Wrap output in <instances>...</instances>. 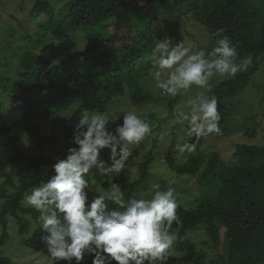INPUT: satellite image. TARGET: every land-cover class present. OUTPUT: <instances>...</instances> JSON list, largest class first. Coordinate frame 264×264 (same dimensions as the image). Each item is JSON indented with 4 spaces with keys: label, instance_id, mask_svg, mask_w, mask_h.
<instances>
[{
    "label": "trees",
    "instance_id": "16d2710c",
    "mask_svg": "<svg viewBox=\"0 0 264 264\" xmlns=\"http://www.w3.org/2000/svg\"><path fill=\"white\" fill-rule=\"evenodd\" d=\"M185 1L191 2L186 12L193 10V17L214 38L217 29H224L223 34L238 46L240 58L252 56L246 71L212 89L221 114L218 135L223 136L229 133L226 102L246 90L264 65V5H252L248 0H69L63 8L56 9L49 0H36L32 16L42 17L38 23L40 32L37 36L27 32L30 47L21 58L23 71L14 80L0 76V87L8 90L11 86V98L18 103L17 111L9 118L0 105V198L4 199L0 210L4 225L0 245L8 236V217L13 216L24 235V243L48 255L40 239V224L32 231L25 217L32 214L39 222V214L22 207L21 201L41 180L50 178L56 156L30 150L26 138L31 137L41 148L48 138L57 144L51 119L72 138L73 125L80 114L77 105L89 111L107 110L111 115L118 97H128L135 106L157 99L143 84L139 63L145 48L136 39L160 25L163 9L178 7ZM142 23L147 26L135 32V28L141 29L136 24ZM99 25L95 33L87 34L83 30ZM102 30H108L107 34ZM79 32L86 36L81 43L76 40ZM178 99L179 96L173 97L167 103L168 117L176 115ZM140 115L150 123L159 119L154 112ZM47 127L51 131L44 132ZM245 130L253 137L257 124ZM203 141L204 137L191 138L197 145L196 152L185 161L177 160L172 148L164 156L180 181L190 176L196 177L198 183V192L184 195V199L176 190L180 181L174 182L181 220L174 246L183 256L180 261H168V264H200L206 258L207 254L197 253V246L188 235L199 227L212 240L214 261L219 264H264V144L238 143L234 160L227 163L216 150L202 151ZM65 155L63 152L60 157ZM102 158L108 160V155L103 153ZM153 159L150 150L140 164L139 177L121 173L116 178L114 182L125 199L133 193L139 197L144 188L152 186L154 172L149 164ZM14 163L16 167L9 169ZM96 178L104 189L110 188L104 182L107 177L96 172ZM158 185L161 189L169 187L166 179H161ZM152 194L153 187L146 198ZM177 227L175 223L172 226L173 230ZM0 264H10V260L0 254ZM85 264H91V257H86Z\"/></svg>",
    "mask_w": 264,
    "mask_h": 264
},
{
    "label": "clouds",
    "instance_id": "9594fccd",
    "mask_svg": "<svg viewBox=\"0 0 264 264\" xmlns=\"http://www.w3.org/2000/svg\"><path fill=\"white\" fill-rule=\"evenodd\" d=\"M223 33L224 29L213 33L216 40L210 50L195 51L181 43L173 46L171 37H154L146 57L148 75L162 94L176 97L193 86L201 89L176 114V123L188 138L178 136L172 148L177 160L196 151L193 136L221 132L212 78H234L251 64V57L240 59L238 46ZM150 135V122L135 110L122 108L113 118L107 110L81 108L73 125V146L64 157L55 158L50 178L41 180L21 201L22 207L39 214L40 239L50 264H85L86 257H91V264H168L181 225L175 189L156 184L151 198L133 193L125 199L114 182L121 173L133 171L127 162ZM105 149L108 160L101 156ZM92 170L107 177L109 189L92 182Z\"/></svg>",
    "mask_w": 264,
    "mask_h": 264
},
{
    "label": "rangeland",
    "instance_id": "374dc122",
    "mask_svg": "<svg viewBox=\"0 0 264 264\" xmlns=\"http://www.w3.org/2000/svg\"><path fill=\"white\" fill-rule=\"evenodd\" d=\"M69 0H49V2L56 7V9L63 8ZM252 5H264V0H248ZM36 0H0V76L9 77L12 80L17 79L20 72L23 71L21 65V58L24 53L29 49L30 42L26 38L27 32L32 36H37L40 32L39 22L42 21V17L35 19L32 16L33 7ZM191 2L185 1L178 7H170L163 9L160 18L161 23L158 26H153L148 32L137 37V44L145 48L144 55L140 60L139 67L143 72V84L155 93L157 99L152 102L140 104L138 106L133 105L129 98L118 97L117 101L111 107V116L116 118L120 114V110H135L139 114L154 112L159 116V119L150 123L152 127V135L146 137L139 148L133 151L132 156L127 162V174L130 177H139L142 172L141 162L147 156L150 150L153 151L154 159L149 164L153 173L152 186L159 184L161 179H166L169 186L174 187V182L180 181V178L173 172L166 162L164 156L169 148H173L177 142L178 136L185 135L182 126L176 123V115L168 117V102L173 97L166 94H162L159 89L155 87L154 81L151 80L148 75V57L154 47V37L164 38L165 36L172 38V44L175 46L178 43L183 44L185 47H190L193 51L199 48H205L210 50L214 46L216 38L209 33L207 27L197 21L192 14V11L186 12L190 7ZM185 12V13H184ZM181 15V16H180ZM135 32H141L146 26V23L136 24ZM101 27H89L83 29L85 33L97 32L95 28ZM105 34L107 31L102 30ZM86 36L81 32L78 33L76 40L81 43L85 40ZM90 39V37H89ZM89 41V40H88ZM79 46H82L79 45ZM43 52V49H40ZM252 56L246 55L240 59H245ZM239 62V60H238ZM248 65L247 68L250 67ZM240 73V72H239ZM229 79L223 77H213L210 81L212 89L216 87L222 81ZM7 81V80H6ZM198 91L196 86L183 94L179 95V99L176 102V114L179 110L184 109V105L187 99L194 96ZM12 87L9 86L8 90H4L0 87V105L3 107L4 115L6 118L11 117L13 112L18 109V103L16 100H12ZM228 121L226 127L229 129L227 134L220 136L216 133L205 135L204 141L201 145V149L204 152H210L212 150L218 151L227 163L234 160L233 154L238 143L247 144H264V65L260 66L259 70L252 77L249 87L238 94L235 98L229 99L226 102ZM77 108L81 110V105H77ZM58 117V116H57ZM69 116H64L67 118ZM164 117L165 120L162 118ZM56 118V117H55ZM161 118V120H160ZM51 119V123L54 125V131L57 133L58 140L55 144L51 139H47L43 147L36 145V142L31 138H26L30 150H39L46 155L60 157L63 152H66L67 148L73 146L72 138L67 137L61 130L60 126L54 124ZM122 122L121 120L116 123ZM257 124V133L255 136L250 137L246 133V128L252 127ZM115 127V124L112 125ZM51 131V128L47 127L44 132ZM45 134V133H44ZM157 139V145H154V141ZM36 147V148H35ZM59 150H62L59 152ZM196 152V151H195ZM106 153L109 157V150L105 149L102 153ZM191 153H185L184 157H181L180 161H185L188 155ZM111 163V161H109ZM16 167V163L11 164L9 169ZM16 180V179H15ZM91 180L94 184H98L102 187L101 181L96 178V171L92 170ZM2 181V179H0ZM152 186L146 187L142 190L144 197L152 192ZM103 188V187H102ZM178 192L186 199L184 195H191L198 192V183L196 177H184L179 182V186L176 187ZM180 190V191H179ZM177 194V193H176ZM4 204V199L0 198V210ZM25 217L29 223H31V230L33 231L40 222L32 214H25ZM31 231V232H32ZM4 232V225L0 221V236ZM8 236L4 243L0 245V254L7 257L10 260V264H50L49 255L39 253L33 248L24 243V235L20 233L19 224L15 217H8ZM192 241L197 246L198 254H207L206 258L202 260L200 264H219L214 261L216 256L215 249L213 247L212 240L209 239L206 230L200 229V227L188 234ZM173 256L169 258V261L178 262L183 256L179 253L175 246L172 249Z\"/></svg>",
    "mask_w": 264,
    "mask_h": 264
}]
</instances>
